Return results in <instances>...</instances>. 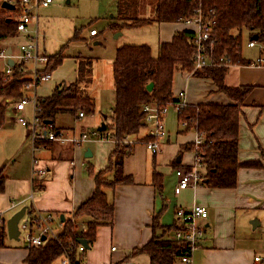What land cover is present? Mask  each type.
<instances>
[{
	"label": "crops",
	"instance_id": "obj_1",
	"mask_svg": "<svg viewBox=\"0 0 264 264\" xmlns=\"http://www.w3.org/2000/svg\"><path fill=\"white\" fill-rule=\"evenodd\" d=\"M153 23H156L158 29V46L171 41L178 31L192 30V27L182 22ZM17 35L23 37L17 46L10 43L5 45L4 41L0 45L9 55L7 59L0 58V71L7 64L10 65V59L14 64L19 60V46L27 37L21 33ZM89 35L95 37L98 33L92 35L89 32ZM99 43L100 41H95V44ZM258 49L260 54L248 59H264L263 49L259 46ZM39 51L42 55H49L46 49L42 50L40 40ZM81 57L84 55H75V60L70 62V71L65 72V59L70 58L64 54L62 62L51 71L52 77L36 86L31 83L34 64L27 62L25 76L28 78V85L25 88V96L36 99L46 97L56 88L72 84L77 79ZM114 58L115 55L107 64L106 71L103 69L106 62L100 67L99 62L93 61L88 89L95 106L90 116L91 122L80 124V121L87 117L86 111L83 117H79V113L67 111L57 115L56 128L65 126L67 133H79L83 130L98 129L103 121L106 122L114 107ZM40 68H45V65L40 64ZM96 69L100 72L95 74ZM95 77L100 86L98 90L94 86ZM225 82L230 86L253 87L244 101V112L240 118L238 159L242 164L254 161L263 165H241L237 172V184L233 188H212L201 183L198 186L177 189L176 167L172 163L179 158L181 167L194 163V150L186 149L180 157V148L194 142L198 133L191 129L189 134L186 131L190 129L184 131V128L170 131L167 122L173 119V114L170 113L169 107L164 118L167 135L161 140L162 151L153 154L144 142L135 143L127 151L123 162L125 173L131 174L134 182L105 188L109 199L114 202L113 225L98 226L94 244L83 253V262L80 264H141L146 258L150 264L149 255L136 249H140L153 237L154 217L159 215L160 226H173L177 220V208L190 209L196 204L206 206L209 215L200 220L204 232L199 240V247L193 253L195 264L254 263V255L264 249V233L259 228L261 218L264 217V61L230 66ZM172 90L177 98L178 94L184 91L185 103L232 102L226 94L218 90L210 78L196 77L189 72H175ZM16 100L7 99L9 105L6 120L0 126V174L5 177L4 190L0 191V219H4L7 226V220L23 206H27L26 212H54L59 217L55 227L60 230L61 214H64L65 218L72 216L92 196L96 188L97 174L103 172L112 178V152L116 144L91 141L80 146L59 141H50L48 144L34 143L30 130L13 119V104ZM26 114L29 119L33 117L32 103L26 106ZM175 131L177 134L172 139V133ZM147 133L148 129L144 127L139 136H147ZM93 143H108L112 149L104 154ZM88 148L92 152L91 156L85 155ZM131 158H134L135 165L130 162ZM34 160L38 161L37 164ZM34 165L46 168L44 177L34 175ZM137 167L138 170L135 169ZM154 172L160 174V180H154ZM38 182L41 188L37 186ZM159 183L162 185L160 188ZM255 220L259 221L256 228L252 223ZM247 223H250L249 229L252 226L254 230L251 239H247L242 233L244 230H241V225L245 226ZM79 228L85 230L86 223H80ZM161 230L157 229L158 232ZM28 254L29 248L26 247L24 239H10L7 233L6 245L0 247V264H27Z\"/></svg>",
	"mask_w": 264,
	"mask_h": 264
},
{
	"label": "trees",
	"instance_id": "obj_2",
	"mask_svg": "<svg viewBox=\"0 0 264 264\" xmlns=\"http://www.w3.org/2000/svg\"><path fill=\"white\" fill-rule=\"evenodd\" d=\"M3 1L0 0V45L5 38L16 36L18 33L16 22L12 18L13 10L3 8ZM127 2L129 0H117L119 15L125 21L116 23L115 27L123 25L137 27L153 22H179L194 15L199 7H202L206 16L215 21L210 38L205 42L206 50L214 60L213 64L195 70L192 74L196 77L210 78L218 90L226 94L232 102L185 103L181 106L178 110L179 120L186 121V129H195L203 136V141L199 145L192 142L181 146L180 157L186 149L195 151L200 162L198 172L203 178V185L212 188L235 187L238 168L241 165L263 164L254 161L242 164L238 159L240 118L244 112V101L253 87L230 86L226 84L225 76L232 65L253 63V60L244 57L242 53L244 32L249 33L250 39L257 35L256 41L264 44V0H155L152 16L136 17L132 22L128 21ZM195 35L193 30L176 32L171 41L159 44L156 55L147 43H125L117 48L113 60L114 107L106 119V125L118 140L132 138L143 141L148 138L139 136L146 125L143 111L145 104L175 105L181 102L172 90L174 74L176 71H193ZM48 58L45 71L51 72L62 62L64 54L60 50L48 55ZM80 61L76 81L63 88H56L49 96L37 98L41 122L47 123L46 121L50 120L55 126L59 113L94 111L93 98L88 92L93 58L81 57ZM25 67L24 61H17L12 65L11 76H5L0 71V125L6 120L9 105L7 99H19L25 95L28 83ZM150 82L154 83V87L148 91L147 85ZM49 142L41 141L47 144ZM129 149L130 147L120 142L116 143L112 152L114 157L112 178L103 172L97 174L96 188L92 196L72 216L65 218L64 221L60 218L62 228L57 231L56 236L49 235L41 245L29 247L27 264H62L66 254L72 264L83 262V253L77 250L79 240L87 239L92 247L98 226L113 225L114 202L109 199L105 188L114 187L119 183L134 182L133 176L126 174L123 168L124 157ZM172 164L178 167L180 158L178 161L174 160ZM159 177L160 174L154 172V180H160ZM37 186L41 188L40 182ZM161 186L159 183L158 187ZM4 187L5 177L0 174V191H3ZM158 218L159 215L154 217L153 237L136 251L149 255L150 264H173L181 254L179 243L171 238L174 226H160ZM80 223H86L85 230L79 228ZM159 228L162 230L158 232ZM6 238V221L0 219V247L6 245Z\"/></svg>",
	"mask_w": 264,
	"mask_h": 264
},
{
	"label": "built area",
	"instance_id": "obj_3",
	"mask_svg": "<svg viewBox=\"0 0 264 264\" xmlns=\"http://www.w3.org/2000/svg\"><path fill=\"white\" fill-rule=\"evenodd\" d=\"M15 4V9L12 12V18L16 22L18 33L24 34L27 39L22 42L19 46L18 61L33 62V73L31 77V83L36 86L41 82L47 81L52 77L50 71H45V68H40V64L46 66L49 58L46 55H42L39 51V27L37 25L39 20V11L42 7H48L54 0H9ZM183 24L192 27L195 32V44L196 52L194 55V69H201L204 66L212 65L213 58L207 52L205 42L210 38L211 31L215 21L209 16H206L202 7H199L194 15L180 20ZM90 33L95 35L98 33L96 29H91ZM248 46L256 47L259 46L264 49V44H260L256 39H250ZM9 55L5 49L0 50V58L7 59ZM223 60V59H222ZM264 59L258 58L253 61L252 64L262 63ZM5 76H11L13 74L12 65H8L1 70ZM30 83V84H31ZM28 85V84H27ZM178 98L181 100L180 103L175 105H162L159 103H148L143 106L145 112V127L148 129L145 143L146 147L153 153L158 154L162 151L161 140L167 135V131L164 124V118L169 110L170 106H174L177 110L185 104V92L182 91L178 94ZM33 104V117L30 119L26 114V106ZM13 119L15 122L22 124L30 130V134L34 143L41 141H59L62 143H71L73 146H80L84 142H112L132 147L136 141L132 138H126L118 140L112 133V131L106 129L100 131L98 129L83 130L79 133L64 134L62 130H57L52 123L41 122L38 116V101L36 98L23 96L15 101L13 104ZM85 115L84 111L79 112V117ZM182 125L187 127V122L182 121ZM1 126V125H0ZM203 136L197 134L194 141L196 145L201 144ZM140 142V141H139ZM195 153V151H194ZM37 160L34 163L37 164ZM200 167L199 159L196 158L191 166H178L175 169L178 182L177 189H185L191 186H198L202 183V176L198 172ZM34 175H38L40 178L44 177L47 173L46 168L38 167L34 165ZM209 215L208 208L204 205L196 204L192 208L187 209L179 207L176 209V223L173 225L174 229L171 234V238L176 240L181 249V254L174 260L173 264H195L193 259L194 251L199 247V240L204 232L203 225L200 224L201 219L207 218ZM59 221V217L54 212H25L23 218L20 220V236H23L26 247L39 246L45 240L42 237L45 235L46 238L57 235V228L55 222ZM86 247L79 243L77 246L78 252L84 253ZM115 249V247L113 248ZM253 264H264V249L263 251L256 253L253 257ZM62 264H72L69 256L66 254L62 259ZM130 264V263H126Z\"/></svg>",
	"mask_w": 264,
	"mask_h": 264
},
{
	"label": "rangeland",
	"instance_id": "obj_4",
	"mask_svg": "<svg viewBox=\"0 0 264 264\" xmlns=\"http://www.w3.org/2000/svg\"><path fill=\"white\" fill-rule=\"evenodd\" d=\"M154 4L155 0H129L127 2L128 21L132 22L136 17L152 16ZM39 14L38 27L41 33L39 40L42 50L46 49L49 55L60 50L67 54L70 59H65V66L63 67L65 72L70 71V62L75 60L73 58L75 55L91 57L93 61L99 62L98 65L100 67L106 62L103 67L106 71L107 64L111 62V58L115 55L117 48L125 43H147L151 46L152 52L155 55L157 54L159 35L156 23L143 27L126 25L115 27L116 23L125 21L119 15L117 0H54L48 7H42ZM91 29H96L98 35L91 37L89 35ZM76 32H78V37L75 38ZM22 40L23 37L17 35L7 37L3 41L5 45L10 43L17 46ZM249 40V33L244 32L242 53L247 58H254L260 54V51L258 46L254 48L248 47ZM95 41H100V43L95 44ZM97 72L100 71L96 69L95 74ZM95 80L94 86L98 90L100 86L97 84L98 80L96 77ZM86 113V119L81 120L80 124L91 122L90 116L93 112L86 111ZM103 113L106 112L103 111ZM170 113L173 114V119L167 122V128L170 131L184 128L183 130L186 131V127L182 125V121L178 118V110L174 106H170ZM60 130L64 134H69L65 126L61 127ZM176 132L172 133V139L175 138ZM186 132L190 134L191 129ZM93 145L98 147L104 154L112 149L111 144L108 143H93ZM131 159L132 161L130 162L135 165L133 163L134 158ZM135 169L138 170V167ZM249 224L241 225V230H244L242 233L247 239H251L254 231L252 226L249 229ZM259 228L264 233V217L261 218V226ZM248 229L249 231H247ZM20 239L22 240L23 236H20ZM141 264H149V260L146 258Z\"/></svg>",
	"mask_w": 264,
	"mask_h": 264
},
{
	"label": "water",
	"instance_id": "obj_5",
	"mask_svg": "<svg viewBox=\"0 0 264 264\" xmlns=\"http://www.w3.org/2000/svg\"><path fill=\"white\" fill-rule=\"evenodd\" d=\"M2 7L8 10H14L15 9V4L8 1V0H4L2 2ZM9 21L11 20V18L8 19ZM253 39H257V35L252 36ZM10 54V52H8ZM10 65H13L14 62L12 59L9 60ZM154 87V83L150 82L147 85V90L151 91ZM107 117V115H105V118ZM47 123H51L52 121L48 120L46 121ZM107 129V125L106 122L103 121L101 123V125L98 127V130L100 131H104ZM86 156H91L92 152L90 150V148H88L86 154ZM27 206H23L20 210H18L17 212H15L8 220H7V233H8V237L10 239H14V240H20V228H19V223L20 220L23 218L25 212H26ZM65 220V216L64 214H61V221ZM253 223V227L256 228L259 224V221L255 220L252 222ZM43 240L46 239V236L44 235L42 237ZM79 242L81 244H83L87 249H90V245L87 239L83 238L80 239Z\"/></svg>",
	"mask_w": 264,
	"mask_h": 264
}]
</instances>
